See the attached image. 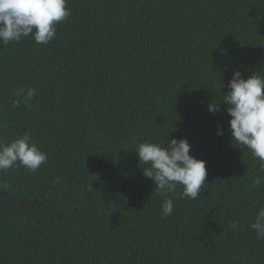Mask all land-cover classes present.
Returning <instances> with one entry per match:
<instances>
[{"label": "trees", "instance_id": "obj_1", "mask_svg": "<svg viewBox=\"0 0 264 264\" xmlns=\"http://www.w3.org/2000/svg\"><path fill=\"white\" fill-rule=\"evenodd\" d=\"M66 6L49 43L0 45V141L28 132L48 157L0 172V264H264L250 227L264 173L220 102L234 70L264 77V0ZM29 87L35 97L15 105ZM173 137L207 175L195 200L175 198L177 185L165 219L134 148Z\"/></svg>", "mask_w": 264, "mask_h": 264}, {"label": "clouds", "instance_id": "obj_2", "mask_svg": "<svg viewBox=\"0 0 264 264\" xmlns=\"http://www.w3.org/2000/svg\"><path fill=\"white\" fill-rule=\"evenodd\" d=\"M67 0H0V45L19 42L23 37L32 36L38 44L49 43L57 33V24L71 15L66 6ZM228 91L220 102H224L230 116L231 139L246 147L259 161V170L264 173V77L252 74L247 79L234 70L227 82ZM36 95L35 88L16 90L19 105L21 99L27 103ZM210 112L219 111V103H210ZM218 135L222 131L218 127ZM143 174L154 182L157 195L163 198L161 217L167 218L174 211V197L177 185L182 192L175 198L192 200L200 196L205 184L207 170L205 161L190 155L191 145L187 138L173 137L165 143L141 142L135 148ZM47 153L32 142L30 133L25 132L9 143L0 141V172L24 166L35 172L47 161ZM262 183L260 176L254 177L252 187ZM4 187H7L6 185ZM237 229L236 222L230 224ZM258 239H264V205L258 209L254 222L250 224Z\"/></svg>", "mask_w": 264, "mask_h": 264}]
</instances>
